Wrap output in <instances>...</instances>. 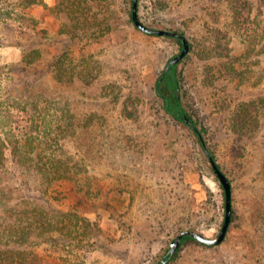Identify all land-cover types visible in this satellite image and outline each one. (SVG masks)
<instances>
[{
	"label": "rangeland",
	"instance_id": "374dc122",
	"mask_svg": "<svg viewBox=\"0 0 264 264\" xmlns=\"http://www.w3.org/2000/svg\"><path fill=\"white\" fill-rule=\"evenodd\" d=\"M60 1L29 9L35 32L0 21V100L43 93L69 104L75 126L64 152L79 183L71 184V197L62 188L45 194L42 181L10 159L0 170L6 220L24 219L35 205L71 208L78 223L89 220L90 236L80 233L70 249L58 235L26 228L23 240L45 257L44 264H158L182 231L217 237L225 221L222 184L193 131L165 114L154 91L181 46L138 29L130 15L133 0H96L81 27L71 19V69L59 75L53 58L69 41L60 34L68 21ZM233 5L234 0H139L146 25L182 33L190 42L180 64L185 92L233 190L225 241L215 247L187 242L170 264H264V17L251 42L253 29L237 24ZM219 40L230 46L231 60L215 58ZM34 50L42 58L23 63ZM241 102L261 108L260 127L250 136L232 127Z\"/></svg>",
	"mask_w": 264,
	"mask_h": 264
},
{
	"label": "trees",
	"instance_id": "16d2710c",
	"mask_svg": "<svg viewBox=\"0 0 264 264\" xmlns=\"http://www.w3.org/2000/svg\"><path fill=\"white\" fill-rule=\"evenodd\" d=\"M95 3L96 0H61L59 2V10L64 12L68 19L60 34L69 39L62 52L53 58V66L59 75L71 69L69 68L71 67V19L75 28L78 29L86 21L87 7H92ZM234 3L235 21L237 24L241 23V26L245 25L253 29V34L249 36L251 42L258 39L262 26L261 18L264 17V0H257V3H254V0H234ZM43 4L44 0H0V21L17 23L20 28L35 32L37 21L29 9L34 5ZM130 15L132 18V11ZM225 36L228 35L225 34ZM171 38L175 39L181 48L183 47L179 38ZM213 51L217 61L231 60V48L222 40H219L218 46ZM39 58H42L41 52L34 50L25 55L23 63L34 65ZM182 62L171 66L169 70H166L167 66L165 67L154 85V91L162 102L165 114L174 122L189 127L195 134L208 161L210 160L207 151L216 160L214 152L209 148L206 150L204 146H207V142L203 140L207 130L205 127H200L195 120L196 111L188 101L184 72L180 70ZM232 67L234 68V64ZM208 81H210L209 78ZM187 117L199 129L201 136L187 124ZM260 123L261 108L258 103L241 102L236 107L232 127L237 135H253L260 127ZM74 126L75 116L69 104L50 98L43 93L27 99L8 96L0 100V170H5L11 159L10 161L23 169L25 174L28 173L29 177L40 180V183L42 181L43 187L40 188V192L48 194L49 190L55 193L57 189L62 188L71 197V184L77 188L79 182L75 165L66 156L64 149ZM81 198L84 199L83 196ZM80 203V205H87L82 201ZM5 208L4 203L1 204L0 237L8 236L9 239L8 241L0 240V264H44L45 257L39 251L35 253L31 247L29 248L27 242H24L23 239L27 237L26 228L35 232L38 230L41 235L50 237L58 235L57 237L61 238L64 241L63 244L69 249L71 240L79 238L80 233L90 236L93 231L87 218H82L84 224L80 221L78 223L75 218L76 214L71 213V208L56 210L35 205L28 212L27 217L20 220L14 219L13 222L6 220V216L10 215ZM3 212L6 213L4 217ZM190 241L199 242L193 237H184L178 252L172 257L166 255V264L176 260L179 251ZM45 264H55V260L52 259ZM158 264H163V262Z\"/></svg>",
	"mask_w": 264,
	"mask_h": 264
},
{
	"label": "water",
	"instance_id": "95a60500",
	"mask_svg": "<svg viewBox=\"0 0 264 264\" xmlns=\"http://www.w3.org/2000/svg\"><path fill=\"white\" fill-rule=\"evenodd\" d=\"M132 19H133L135 26L147 34L158 35V36L177 37L181 40L182 45H183L182 50L178 55H176L175 57H173L169 61L168 65L166 67V70H169V68L173 65L179 64L190 53V50H191L190 42L184 34L176 32V31H171V30L153 28V27L146 25L141 20V18L139 16V0H133ZM186 122L191 128H193L201 136L199 129H197L195 124L188 117L186 118ZM204 146H205L206 150H208V147L206 145H204ZM207 152H208V156H209V160H210L212 169H213L214 173L216 174V176L218 177L220 183L222 184V187H223L224 192H225L226 212H225L224 224L222 226V229H221L219 235L215 238H210V237L202 234L201 232H198L195 230L182 231L177 236V238L171 243V248L168 251L167 256L169 255L170 257H172L178 252V250L180 249V247L182 245L184 237L190 236V237L195 238L196 240H198L199 242H201L203 244L215 247V246L221 245L225 241V239L228 235L230 226H231L232 221H233L232 184H231L229 178L227 177V175L224 173V171L218 165L217 161L213 158V156L209 153V151H207ZM162 262H163V264H166V262H167L166 258L163 259Z\"/></svg>",
	"mask_w": 264,
	"mask_h": 264
}]
</instances>
